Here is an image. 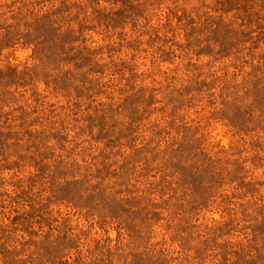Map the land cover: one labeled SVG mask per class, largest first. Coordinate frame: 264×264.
<instances>
[{
    "label": "rangeland",
    "instance_id": "1",
    "mask_svg": "<svg viewBox=\"0 0 264 264\" xmlns=\"http://www.w3.org/2000/svg\"><path fill=\"white\" fill-rule=\"evenodd\" d=\"M0 264H264V0H0Z\"/></svg>",
    "mask_w": 264,
    "mask_h": 264
}]
</instances>
